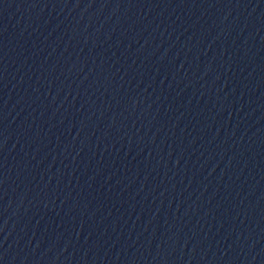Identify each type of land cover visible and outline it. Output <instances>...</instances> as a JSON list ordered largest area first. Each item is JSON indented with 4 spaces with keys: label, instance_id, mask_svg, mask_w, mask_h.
<instances>
[{
    "label": "water",
    "instance_id": "95a60500",
    "mask_svg": "<svg viewBox=\"0 0 264 264\" xmlns=\"http://www.w3.org/2000/svg\"><path fill=\"white\" fill-rule=\"evenodd\" d=\"M0 264H264V0H0Z\"/></svg>",
    "mask_w": 264,
    "mask_h": 264
}]
</instances>
